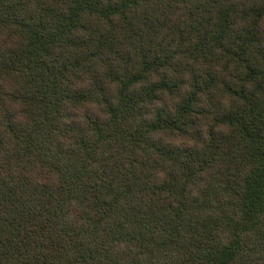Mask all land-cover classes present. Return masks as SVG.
I'll use <instances>...</instances> for the list:
<instances>
[{"label": "trees", "instance_id": "16d2710c", "mask_svg": "<svg viewBox=\"0 0 264 264\" xmlns=\"http://www.w3.org/2000/svg\"><path fill=\"white\" fill-rule=\"evenodd\" d=\"M0 264H264V0H0Z\"/></svg>", "mask_w": 264, "mask_h": 264}]
</instances>
